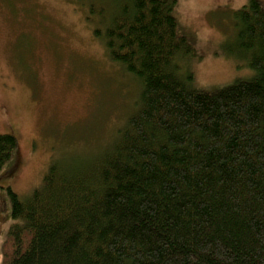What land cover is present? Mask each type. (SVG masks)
Masks as SVG:
<instances>
[{
  "label": "trees",
  "instance_id": "obj_1",
  "mask_svg": "<svg viewBox=\"0 0 264 264\" xmlns=\"http://www.w3.org/2000/svg\"><path fill=\"white\" fill-rule=\"evenodd\" d=\"M82 1L109 58L140 84L137 108L91 160H54L24 199L8 187L2 264H264L263 5L235 13L233 48L253 76L207 92L178 0ZM18 144L0 134L5 180Z\"/></svg>",
  "mask_w": 264,
  "mask_h": 264
},
{
  "label": "rangeland",
  "instance_id": "obj_2",
  "mask_svg": "<svg viewBox=\"0 0 264 264\" xmlns=\"http://www.w3.org/2000/svg\"><path fill=\"white\" fill-rule=\"evenodd\" d=\"M249 1L178 0L181 31L201 58L183 64L194 63L197 89L253 76L233 48L235 13ZM93 27L82 0H0V134L19 140L13 176L2 177L11 163L0 172V264L13 224L8 187L24 199L54 160H91L137 108L140 84L109 58Z\"/></svg>",
  "mask_w": 264,
  "mask_h": 264
}]
</instances>
